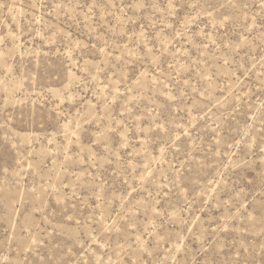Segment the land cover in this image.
<instances>
[{
    "label": "rangeland",
    "instance_id": "rangeland-1",
    "mask_svg": "<svg viewBox=\"0 0 264 264\" xmlns=\"http://www.w3.org/2000/svg\"><path fill=\"white\" fill-rule=\"evenodd\" d=\"M0 264H264V0H0Z\"/></svg>",
    "mask_w": 264,
    "mask_h": 264
}]
</instances>
